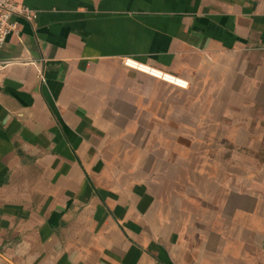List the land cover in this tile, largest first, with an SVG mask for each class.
I'll return each mask as SVG.
<instances>
[{
	"label": "crops",
	"instance_id": "crops-1",
	"mask_svg": "<svg viewBox=\"0 0 264 264\" xmlns=\"http://www.w3.org/2000/svg\"><path fill=\"white\" fill-rule=\"evenodd\" d=\"M15 1L32 18L0 52V264H264V169L218 193L200 163L190 200L156 150L260 124L264 0ZM214 137L197 145L242 144Z\"/></svg>",
	"mask_w": 264,
	"mask_h": 264
},
{
	"label": "rangeland",
	"instance_id": "rangeland-1",
	"mask_svg": "<svg viewBox=\"0 0 264 264\" xmlns=\"http://www.w3.org/2000/svg\"><path fill=\"white\" fill-rule=\"evenodd\" d=\"M161 79V78H160ZM165 81V80H164ZM258 117L260 118L259 125H251L250 129H237L232 130H217V131H208V130H169L163 133V136L170 140L178 139L179 145H169L168 147L163 146L156 149L158 156L162 155L164 159H169L170 162H167V168L165 173H168V178H163L162 185L169 184V187H174L173 185H178L185 191V196L188 194L187 189L190 193V200H193L192 190L197 188L198 177L196 176V170H198L201 163L202 170L205 174L210 167L211 179L215 177L216 185L219 191V188H222L223 185L227 188L235 189L240 188L243 185L247 184V180L242 179L240 175L242 171H262L264 169V106L262 105L258 109ZM255 115V119H256ZM236 120L231 123H226L225 125H234L237 124ZM240 125H246V122H242ZM211 135L218 137L219 139L228 138L234 142L242 143L238 146H222L215 145L208 147L207 145H197L198 141H203L204 138H208ZM198 141H197V140ZM217 139V138H216ZM206 143L207 141L204 140ZM157 155V154H156ZM155 155V156H156ZM169 155V156H168ZM172 161V162H171ZM169 163V164H168ZM211 163V166H210ZM161 163H158L160 165ZM164 166V164H163ZM176 172V173H175ZM175 177L171 176L174 175ZM215 174V176H213ZM213 176V177H212ZM257 174H254V178H249V180L256 179ZM208 178V177H207ZM178 180V184L176 183ZM202 185H208V179H202ZM203 192H206L205 189H201ZM220 194H218L219 196ZM183 196V195H182ZM182 196L179 201L183 203ZM188 196V197H189ZM222 196V195H221ZM185 202L188 200L187 197H184ZM178 199H172V201L177 202ZM190 202V201H189Z\"/></svg>",
	"mask_w": 264,
	"mask_h": 264
},
{
	"label": "built area",
	"instance_id": "built-area-1",
	"mask_svg": "<svg viewBox=\"0 0 264 264\" xmlns=\"http://www.w3.org/2000/svg\"><path fill=\"white\" fill-rule=\"evenodd\" d=\"M15 16L23 17L26 20H30L32 18V12L29 8L17 3L15 0H0V52L2 51L5 45L7 37L17 32V22L13 19V17ZM130 61H135V60L125 59L124 63L130 66L129 65ZM9 63H10L9 61L0 62V68L6 66ZM152 69L158 71V74L162 76V78L159 76L158 78L163 79L167 77V79H163V80L168 81L169 83H172L182 88H185L188 85V82L182 78L176 77L168 73H164L161 70L155 68Z\"/></svg>",
	"mask_w": 264,
	"mask_h": 264
},
{
	"label": "bare ground",
	"instance_id": "bare-ground-1",
	"mask_svg": "<svg viewBox=\"0 0 264 264\" xmlns=\"http://www.w3.org/2000/svg\"><path fill=\"white\" fill-rule=\"evenodd\" d=\"M129 65H130L131 67L135 68V69L140 70V71H143V72L149 73V74H151V75H153V76H156V77L159 76V77L162 78V76L158 74V71H156V70H154V69H152V68H150V67H147V66L144 65V64H140V63H137V62H135V61H130V62H129ZM163 79H167V77H165V78H163Z\"/></svg>",
	"mask_w": 264,
	"mask_h": 264
}]
</instances>
